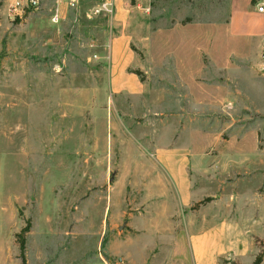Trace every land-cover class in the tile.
I'll return each instance as SVG.
<instances>
[{
    "label": "rangeland",
    "instance_id": "rangeland-1",
    "mask_svg": "<svg viewBox=\"0 0 264 264\" xmlns=\"http://www.w3.org/2000/svg\"><path fill=\"white\" fill-rule=\"evenodd\" d=\"M69 2L0 0V264H251L264 0Z\"/></svg>",
    "mask_w": 264,
    "mask_h": 264
},
{
    "label": "crops",
    "instance_id": "crops-1",
    "mask_svg": "<svg viewBox=\"0 0 264 264\" xmlns=\"http://www.w3.org/2000/svg\"><path fill=\"white\" fill-rule=\"evenodd\" d=\"M260 15H262V14H260ZM119 52V48H118V46L117 45H111L110 46V53L112 54V56H113V58L114 59H116L117 57H115V55L117 54ZM118 64L119 65H121V68L122 67H128L129 66V64H128V61L127 60H120L119 62H118ZM169 159V158H168ZM171 159V160H170ZM170 159H169V161H171V164L172 165H180V164H182L183 162H182V159H180V158H177V157H170ZM167 160V159H166ZM168 161V160H167ZM177 168V167H176ZM176 168H173V170H175ZM178 181V183H177V185L178 186H182V182H181V178L179 177V180H177ZM225 208L223 207V206H219V212H218V216H217V219L215 220H213L212 222L213 223H216V225L218 226V238H220V235H221V233L223 234V232H224V229H225V224H226V222H225V210H224ZM207 219V220H206ZM205 219V222H203L204 224H203V226L204 227H209V225H210V223H211V221H209V219L208 218H206ZM209 255H210V253L212 254V253H216L214 250L213 251H211V248H210V242H207V251H206ZM219 253V252H218ZM263 263V262H262Z\"/></svg>",
    "mask_w": 264,
    "mask_h": 264
},
{
    "label": "trees",
    "instance_id": "trees-1",
    "mask_svg": "<svg viewBox=\"0 0 264 264\" xmlns=\"http://www.w3.org/2000/svg\"><path fill=\"white\" fill-rule=\"evenodd\" d=\"M29 232V226H26L21 230V232L16 236L17 238V243L19 245V258L21 264H26L25 263V235ZM264 260V252H260L253 262L251 264H262Z\"/></svg>",
    "mask_w": 264,
    "mask_h": 264
},
{
    "label": "built area",
    "instance_id": "built-area-1",
    "mask_svg": "<svg viewBox=\"0 0 264 264\" xmlns=\"http://www.w3.org/2000/svg\"><path fill=\"white\" fill-rule=\"evenodd\" d=\"M28 1H29L30 6L36 5V0L35 1L34 0H28ZM69 3H70L71 6H74L75 5V0H70ZM18 7H20V2L17 1V2H15V5L13 6V10L14 11H17V9H19ZM103 7H110V4L105 3L103 5ZM102 8H100V9H102ZM100 9L99 10H93L92 13L93 14H99L100 12L103 11V10H100ZM109 11H110V9L107 10V12H109ZM257 12L259 14H264V7L263 6H260L259 8H257ZM16 15H18V14H16ZM57 19H58V10H56V13L53 15V20L56 21ZM263 69H264V67H263Z\"/></svg>",
    "mask_w": 264,
    "mask_h": 264
}]
</instances>
